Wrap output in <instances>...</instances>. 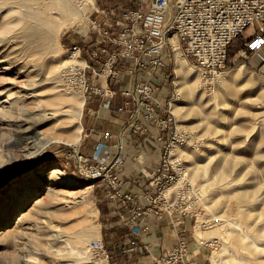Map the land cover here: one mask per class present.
Here are the masks:
<instances>
[{"label":"rangeland","instance_id":"obj_1","mask_svg":"<svg viewBox=\"0 0 264 264\" xmlns=\"http://www.w3.org/2000/svg\"><path fill=\"white\" fill-rule=\"evenodd\" d=\"M19 1L0 0V54L14 61L10 65L0 62V93L25 91L28 98L23 101V112L41 121L45 106L38 100L44 101L60 91L68 96L85 98L77 89L62 81L65 73L62 68L82 63L81 59H75L63 64L69 60L67 48L74 43L83 44L90 35L86 18L90 16V19L100 22L104 18L113 19L119 11L103 9L101 5L105 0H81L82 4L84 2V17L67 21L55 36L47 33L48 48L43 49L30 47L26 28L31 26L44 32L48 27L38 19H29L24 13L42 6L53 7V0H32L28 5H20ZM112 1L119 3L120 10H124L138 6L142 0ZM47 14L52 16L57 13L54 9H47ZM10 25L13 27L8 31ZM60 25L53 24V27L56 30ZM252 34V29H248L232 42L223 74L211 86L200 80L191 61L184 58L181 45L177 47L175 44L173 49L167 47L170 59L163 72L164 80L157 87L176 127L190 136V141L175 148L183 158L189 180L202 191L197 221L191 220L184 229L190 246L186 257L196 254L204 260V264H213L212 258L221 259L223 264H264V39H256ZM92 38V35L88 36L91 41ZM175 46L187 67L183 90H179L174 83ZM84 57L85 52L82 54ZM50 61L62 66L48 71ZM6 66L9 68L4 69ZM230 70H234L232 74L236 78L229 82V87H225ZM92 80V73L88 72L89 85ZM0 100L4 101L5 97ZM55 106L70 113L67 125L53 127L47 124L40 129L49 136L67 138L80 125L81 137L75 146L64 140L48 141L34 155L26 157L22 152L25 147L22 140L17 139L15 134L12 138L10 134H5L7 125L0 128V207L10 199L17 185L20 186L19 198L25 196L23 205L10 210V220L0 217V229L16 222L26 234L20 245H0V264H135L133 258L139 255L136 252L121 254L116 245L124 238L122 235L127 232L125 228L129 230L128 227L119 216L109 215L111 207L104 194L98 187H92V180L78 172L74 154H84L83 146H88L89 150L92 146V138L85 136L88 134L87 122L93 121L88 111L93 110L92 104L84 100L79 120L73 115L77 111L74 103ZM171 106L174 111H171ZM15 111L17 115L19 111ZM51 168L57 169L58 173L49 175ZM48 184L54 191H59L58 196L49 194H53L52 190L43 191ZM86 186H91V189L83 202ZM36 199H41L44 204L43 214H37ZM14 200L17 204L18 198ZM67 200L70 202L66 205ZM20 211L23 216L16 217ZM29 213L30 216H27ZM69 214L75 216L66 218ZM215 217L219 218L217 225L207 230L201 227L203 221ZM70 224H80L76 228L87 238V256L80 260L57 255L61 244L53 247L54 252L50 253L43 246L52 234V228L55 230ZM50 225L53 226L51 230L48 229ZM196 229L211 235L207 240L215 243L198 242L194 235ZM100 239L108 248V257L92 251L89 246L90 241ZM197 247L202 250L196 251ZM109 249L112 250L111 256Z\"/></svg>","mask_w":264,"mask_h":264},{"label":"built area","instance_id":"obj_2","mask_svg":"<svg viewBox=\"0 0 264 264\" xmlns=\"http://www.w3.org/2000/svg\"><path fill=\"white\" fill-rule=\"evenodd\" d=\"M172 4L173 0H142L113 19L99 22L88 16L86 23L94 41L88 35L83 44L67 48L69 61L81 59L82 63L66 68L65 83L81 92L85 103L99 98V106L92 113L109 112L119 96L122 102L116 111L128 113L122 128L146 133L148 125L153 124L158 129L161 151L155 166L145 174L151 190L141 197L124 189V180L115 170L118 161L111 155L108 131L101 132L90 155L74 154L78 172L92 180V187H98L113 203V211H122L120 221L129 229L122 252L142 248L146 259L137 264H186L190 246L184 229L191 220L197 221L202 199L201 189L189 180L183 158L175 150L190 141V136L176 127L157 88L170 59L166 50L172 48L170 33L200 80L209 86L222 76L234 40L248 29L256 39H264V0H181L170 14ZM84 52L86 57L82 58ZM88 72L93 76L91 85ZM101 119L91 131L103 126ZM149 216L167 220L174 229V244L168 251L151 255L146 243L138 246L139 235L149 231ZM218 223V217L208 218L201 227L207 230ZM89 246L108 257L102 239L90 241Z\"/></svg>","mask_w":264,"mask_h":264},{"label":"bare ground","instance_id":"obj_3","mask_svg":"<svg viewBox=\"0 0 264 264\" xmlns=\"http://www.w3.org/2000/svg\"><path fill=\"white\" fill-rule=\"evenodd\" d=\"M179 1H181V0H173L174 9H172V8L170 9V14L173 13V11H175ZM31 2H32V0H21V1H19L20 5L21 4L28 5ZM83 4H84V2H83ZM83 4H82L81 0H53V2H52L53 7H47V6L43 7L42 6V7L37 8V9L33 8V9L26 10V12L24 13V16L28 17L29 19H33V20L38 19L48 27L46 29V31H44V32H41L39 30H34L33 28H30L31 26L29 28H26V31L28 33L27 35L30 39V41H29L30 47H33V46L36 48L41 47L43 49L48 48L47 47V33H49L50 36L51 35L55 36L58 32L61 31L62 26L65 25L67 21H69V20L73 21V19H75L79 16L84 17L85 9L82 6ZM47 9H49V10L54 9L57 14H55V15L52 14V16H50L47 14ZM59 23H61L60 27H58L55 30L53 27V24H59ZM12 27H13L12 25L7 27L8 31ZM39 28H40V26H39ZM170 43L172 45V48H173V45H175V44H177V47H178V43H177L176 37L174 35L170 36ZM177 47L175 46V57H174L175 80H174V83H175V86L179 90H183L185 88L184 83H185V79L187 77V67L185 65L184 58L180 55ZM0 62H7L6 65H8V64L10 65V64L14 63V61L10 57H8L7 55H2V54H0ZM66 62L69 63L70 61L65 60L63 62V64ZM56 66H58V68H57V70H58V69H60V67L62 65L59 67L58 62L50 61L48 63V71L51 68L55 69ZM67 67L68 66H64L62 68V71L66 72ZM3 68L8 69L9 67L6 66ZM233 72H234V70L228 71V80L226 81V83L224 82L225 87H227V85L229 87V82L234 81V79L236 78V75L232 74ZM58 76H60V75H58ZM61 76H63V74H61ZM65 78H66V75L64 73L62 81L63 80L65 81ZM25 93H26L25 91L24 92L20 91L16 94L10 93L8 91H5L4 93H0V99L5 97L4 101L0 100V128H3V125H7L8 126L7 133L6 132H4V133L7 135L10 134L9 135L10 138H12L13 135L15 134L17 139L22 140V143L25 144V147L22 150V152H24L26 154V157H27V155H31V154L35 153L36 151H38L48 141H62V140H64L69 145H74V146L79 142L80 137H81V126L80 125H79L78 129L74 130L72 132L71 136L67 137V138H63L61 136H53V135L49 136L46 134V131H42L40 128L42 125H47V124H52L53 127H55V126L59 127V126L67 125V123L71 117L70 113L66 112V110H62V107L55 106L58 104L65 105L67 102L68 103H74L76 105L77 111L73 115H76L77 120H79V118L82 114L81 108H82L83 103H84V99L82 96H79V95L68 96V95H65L64 93H62L60 91V92L56 93L54 96H52L50 98L49 97L46 98L44 101L38 100L39 102L44 104L45 113H44V118L41 121H37V120H34V117L31 114H26L23 112L24 109L22 107L25 106L23 101L25 98H28V97H26L27 95ZM48 107H49V109H48ZM15 110L19 111V113L17 115H16L17 111H15ZM172 110H173V108L171 106V111ZM15 127L18 128V130H14ZM53 127H51V128H53ZM10 128H12V129H10ZM28 158H29V156H28ZM57 173H58L57 169L51 168L49 175L57 174ZM62 182H64V181H62ZM90 189H91V186H86L83 189L84 194H85L84 198L82 199L83 202H85L87 200L88 191ZM19 191H20V186L19 185L15 186L13 191H12V194H11L12 196L10 197V199L8 201L6 200L2 203L3 205L0 207L1 219L4 218L7 220H10V217L8 216L10 210L19 204L23 205V201L25 200L24 199L25 196L22 195L19 198V195H18ZM43 191H45V192L51 191V192H53V194L52 193H49V194H51L53 196L59 195V191H56V190L54 191L51 184H48L47 188L44 189ZM71 193L72 192H70L69 194H71ZM15 198H18L17 204L15 203L16 202L14 200ZM34 199H35V197L33 198V200ZM65 202L67 205V203H69L70 201L67 200ZM34 204H36L35 206L37 207V210H36L37 214H43L44 213V209H43L44 204H43V202H41V199H36ZM59 210H60V208H59ZM21 213H22L21 211L18 212L16 217L21 215ZM22 216L23 215H21V217ZM27 216H30V213L27 214ZM72 216H75V214H71V215L69 214L65 217L69 218ZM79 225L80 224H76V225L70 224V225L64 226V227L60 226V227L56 228L55 230L52 228L53 226H51V225L48 226V229L51 230V228H52V230H51L52 234L48 237L47 242L43 243V246L46 247L47 249H49V251H47V252L48 253L54 252V250H52V248L55 247L57 244H61L62 248L58 249L56 254L60 255L63 258L65 256H71V258H73L74 260H80V259H83L85 256H87V252H85V242H86L87 238L85 237L84 234H82L80 229L78 230L76 228ZM194 235L196 236V240H198V242H200V243H207V242L211 243V244L215 243V242H209V240H207L208 236H211V235L204 234V232H201L198 229H196ZM24 236L26 237V234L20 230L19 226H17V224L15 222L14 225L6 227L3 230L0 229V245L6 246V247H13L16 245H20L21 241L25 238ZM39 242L41 243V241H39ZM37 244L39 245V243H37ZM50 249H51V251H50ZM212 263L213 264H223V262H221V259L219 260V259H215V258H212Z\"/></svg>","mask_w":264,"mask_h":264},{"label":"crops","instance_id":"obj_4","mask_svg":"<svg viewBox=\"0 0 264 264\" xmlns=\"http://www.w3.org/2000/svg\"><path fill=\"white\" fill-rule=\"evenodd\" d=\"M121 102L122 99L119 96L116 97L112 101L111 110L109 112L102 110L99 115L92 113V111L99 106V98L92 99L88 102L93 106L92 111L90 109L88 110L90 116H93V121L87 122L86 130H88V134L85 136H90L92 138V146L90 150L88 146H83V153L90 155L101 138V132L108 131L111 135L109 139V144L112 145L111 155L113 158L116 157L118 161L115 170L124 180V189L127 192L141 197L145 192L151 190L149 180L146 178L145 174L155 166L156 157L161 151V143L157 141L158 129H156L153 124L148 125V131L146 133H140L131 128H122L123 123L128 118V113H118L116 111V107ZM162 116L164 117L166 115ZM101 118L103 119V126L96 127L91 131V127L94 126L98 120L100 121ZM98 190L101 191L100 189ZM108 203L111 207L109 215L115 217L122 213L121 210L118 212L113 211V203L109 201ZM118 223H120V221ZM148 225L150 227L148 233H142L139 235V238H137L138 246L142 247V245L146 243L151 255L168 251L175 240V231L169 222L167 220H158L154 216H149ZM200 250H202L201 247L196 248V251L199 252ZM142 252V248L136 250L139 256H134L133 260L136 259L135 264L146 259L143 257L145 254ZM193 253H195V250H193ZM185 263L204 264V260L199 256L197 257L196 254H190L188 258H185Z\"/></svg>","mask_w":264,"mask_h":264},{"label":"trees","instance_id":"obj_5","mask_svg":"<svg viewBox=\"0 0 264 264\" xmlns=\"http://www.w3.org/2000/svg\"><path fill=\"white\" fill-rule=\"evenodd\" d=\"M104 5V6H103ZM103 5H101V7H103V9H107V11H109L110 9H115V10H117V11H121L120 10V8H119V3H117V2H114V1H112V0H105L104 1V4ZM246 49H244V50H241V51H245ZM241 51H239V52H241ZM125 230L127 231V232H125V234H123L122 235V237L124 236V238H125V236H127V235H129V230H127L126 228H125ZM121 237V238H122ZM124 238L123 239H121V241H119L116 245H117V247H118V251H119V253H121L122 252V250L124 249V245H125V240H124ZM106 248H107V246H106ZM108 249V248H107ZM109 251V253H110V256L112 255L111 253H112V250H108ZM122 254V253H121ZM134 263H135V260H134Z\"/></svg>","mask_w":264,"mask_h":264}]
</instances>
